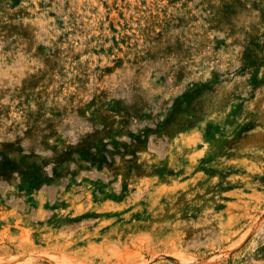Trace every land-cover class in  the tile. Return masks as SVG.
I'll return each mask as SVG.
<instances>
[{
    "label": "rangeland",
    "instance_id": "rangeland-1",
    "mask_svg": "<svg viewBox=\"0 0 264 264\" xmlns=\"http://www.w3.org/2000/svg\"><path fill=\"white\" fill-rule=\"evenodd\" d=\"M0 16V264H264V0Z\"/></svg>",
    "mask_w": 264,
    "mask_h": 264
},
{
    "label": "bare ground",
    "instance_id": "bare-ground-1",
    "mask_svg": "<svg viewBox=\"0 0 264 264\" xmlns=\"http://www.w3.org/2000/svg\"><path fill=\"white\" fill-rule=\"evenodd\" d=\"M4 12H6V10H4ZM8 13H9V12H8ZM10 13H11V12H10ZM10 13H9V14H10ZM7 15H8V14H7ZM2 16H3V15H2ZM0 17H1V16H0ZM4 17H5V16H4ZM6 18H7V17H6ZM1 19H2V17H1ZM2 20H3V19H2ZM22 20H23V19H22ZM0 21H1V20H0ZM8 21H9V20L7 19L6 22H8ZM11 21H13V20H11ZM1 22H2V21H1ZM9 22H10V21H9ZM24 22H25V21H24ZM22 23H23V22H22ZM22 23H21V24H22ZM25 24H26V23H25ZM25 24H24V25H25ZM36 65H37V64H36ZM33 68L35 69L36 67H33ZM30 69H31V68H30ZM27 70H29V68H28ZM26 72H27V71H26ZM30 73H31V72H30ZM32 73H33V72H32ZM24 74H25V73H24ZM28 74H29V73H28ZM23 76H25V75H23ZM53 77H54V76H53ZM19 78H20V76H19ZM25 79H26V77H25ZM25 79H24V80H25ZM50 79H51V78H50ZM56 80H57V79H56ZM27 81H28V80H27ZM54 81H55V80H54ZM54 81H52V82H54ZM19 82H20V83H19ZM19 82H15V84H16V83L22 84L21 80H20ZM24 82H25V81H24ZM28 82H29V81H28ZM30 82H31V81H30ZM52 82H51V83H52ZM10 83H11V82H10ZM51 83H50V84H51ZM56 83H57V82H56ZM8 84H9V83H8ZM13 84H14V83H13ZM13 84H11V85H13ZM27 84H28V83H27ZM32 84H33V83H32ZM44 84H45V83H44ZM52 84H53V83H52ZM2 85H3V87H4L5 84L2 83ZM9 85H10V84H9ZM53 85H55V83H54ZM6 86H7V85H6ZM14 86H15V85H14ZM14 86H13V88H14ZM16 86H18V85H16ZM30 86H31V85H30ZM30 86H29V87H30ZM49 86H51V85H49ZM3 87H2V90H3ZM8 87H9V86H8ZM8 87H6V88H8ZM21 87H22V85H21ZM54 87H55V86H54ZM18 88H20V86H18ZM31 88H32V87H31ZM65 88H66V87H65ZM48 89H49V87H48ZM50 89H51V88H50ZM10 90H11V89H10ZM22 90H23V89H22ZM3 91H6V90H3ZM46 92H47V91H46ZM10 93H11V92H10ZM21 93H22V92H21ZM5 94H6V93H5ZM11 94H12V93H11ZM16 94H18V93H16ZM19 94H20V93H19ZM20 95H21V94H20ZM19 99H20V98H19ZM9 101H11V100H8L7 102L9 103ZM15 101H16V99H15ZM7 102H6V103H7ZM17 102H18V101H17ZM6 103H5V105H6ZM8 103H7V104H8ZM1 104H2V101H1ZM10 110H11V109H10ZM11 111H12V110H11ZM11 115H12V114H11Z\"/></svg>",
    "mask_w": 264,
    "mask_h": 264
}]
</instances>
